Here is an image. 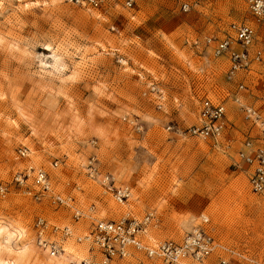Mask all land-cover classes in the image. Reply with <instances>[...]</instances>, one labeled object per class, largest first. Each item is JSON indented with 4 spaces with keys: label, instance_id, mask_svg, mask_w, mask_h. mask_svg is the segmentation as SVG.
I'll return each instance as SVG.
<instances>
[{
    "label": "rangeland",
    "instance_id": "374dc122",
    "mask_svg": "<svg viewBox=\"0 0 264 264\" xmlns=\"http://www.w3.org/2000/svg\"><path fill=\"white\" fill-rule=\"evenodd\" d=\"M127 1L95 10L67 0H0V185L8 186L0 264L90 259L75 242L58 258L42 251L38 216L87 233L101 221L151 212L160 219L153 237L179 241L208 220L232 264H264V195L253 194L245 166H235L247 125L231 100L228 63L206 43L248 22L262 48L264 25L246 0H186L197 1L190 13L182 0ZM254 69L245 77L256 90L249 103L264 91V66ZM206 98L225 102L236 125L225 153L187 134ZM29 167L50 173L54 193L90 217L76 224L72 208L38 200ZM120 188L131 192L123 202Z\"/></svg>",
    "mask_w": 264,
    "mask_h": 264
},
{
    "label": "built area",
    "instance_id": "2783aa9c",
    "mask_svg": "<svg viewBox=\"0 0 264 264\" xmlns=\"http://www.w3.org/2000/svg\"><path fill=\"white\" fill-rule=\"evenodd\" d=\"M70 3L101 10L109 0H67ZM208 1V0H201ZM249 11L255 20L264 25V0H246ZM197 1L182 0L180 10L190 13ZM133 6V0L127 1ZM233 35L217 42H206L213 49L215 58L227 61L229 68L227 79L236 84L231 100L239 107L246 129L243 132L244 142L238 151L239 163L236 167L245 166L253 194L264 195V91H260L257 100L249 103L248 98L255 95L250 90L245 77L255 72V66H264V47L256 46V29L248 22L233 23ZM155 87L152 89L154 92ZM161 108V106H159ZM198 123L187 130V134L210 144L218 151H230L235 144L236 125L229 120V110L225 102L204 99L200 103ZM27 151L21 152L24 157ZM28 179L39 189L36 198H52L54 204L70 207L73 210L74 223L78 224L90 216L74 206L72 199L64 198L51 189L50 173L43 168L29 167L26 170ZM19 186L24 179H16ZM8 186L0 185V196L5 197ZM31 195V190L25 191ZM120 201L130 197L129 189L117 190ZM209 221L188 233L183 239L161 240L150 235L159 228L160 219L154 212L142 219L124 218L120 221H101L88 229L87 233L78 232L76 227L58 226L48 219L38 216L34 222L35 239L42 251L52 258L64 254L71 242L84 244L91 253L90 259L77 264H213L207 263L215 255L214 264H232L223 254L226 249L209 229ZM253 262V260H252Z\"/></svg>",
    "mask_w": 264,
    "mask_h": 264
},
{
    "label": "bare ground",
    "instance_id": "6f19581e",
    "mask_svg": "<svg viewBox=\"0 0 264 264\" xmlns=\"http://www.w3.org/2000/svg\"><path fill=\"white\" fill-rule=\"evenodd\" d=\"M128 189V188H127ZM130 192V191H129ZM130 195H131V192H130ZM120 221V220H119ZM150 235H151V233H150ZM152 236V235H151ZM38 245V244H37ZM67 248H68V246L66 247V250H67ZM65 250V251H66ZM66 253V252H65ZM60 256H62V254L60 255Z\"/></svg>",
    "mask_w": 264,
    "mask_h": 264
}]
</instances>
